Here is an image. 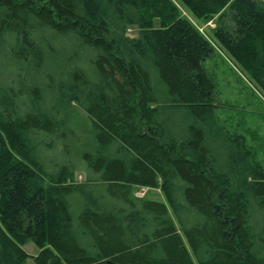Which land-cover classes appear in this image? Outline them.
I'll list each match as a JSON object with an SVG mask.
<instances>
[{"label":"trees","instance_id":"16d2710c","mask_svg":"<svg viewBox=\"0 0 264 264\" xmlns=\"http://www.w3.org/2000/svg\"><path fill=\"white\" fill-rule=\"evenodd\" d=\"M176 1L264 93V0ZM212 52L171 0H0V264H264V164L219 124Z\"/></svg>","mask_w":264,"mask_h":264},{"label":"rangeland","instance_id":"374dc122","mask_svg":"<svg viewBox=\"0 0 264 264\" xmlns=\"http://www.w3.org/2000/svg\"><path fill=\"white\" fill-rule=\"evenodd\" d=\"M171 1L177 7L178 12L187 18L212 44L213 52L204 61L203 66L213 82L217 98L215 113L219 124L231 134L242 135L246 145L254 151L257 162L264 164V93L256 87L235 61L213 41L212 30L213 24L217 25V16L205 21L196 20L176 0ZM136 31V28H127L125 35L134 37ZM71 105L84 114L77 103L71 102ZM75 128L79 135L85 139L89 133V128L82 125ZM49 154L51 153L49 152ZM52 169L53 167H48L49 171ZM74 180L83 182L85 174L76 171ZM132 193L139 199L164 201L159 188L134 187ZM22 248L30 256L26 260V264H33L32 256L36 254L37 248L31 242Z\"/></svg>","mask_w":264,"mask_h":264},{"label":"bare ground","instance_id":"6f19581e","mask_svg":"<svg viewBox=\"0 0 264 264\" xmlns=\"http://www.w3.org/2000/svg\"><path fill=\"white\" fill-rule=\"evenodd\" d=\"M87 126V125H86ZM87 127H89V126H87ZM236 134V133H235ZM256 149V148H255ZM71 175V174H70ZM70 178V177H69ZM73 181V180H72ZM76 185V184H75ZM156 188V187H155ZM134 191H136V190H134ZM152 192V191H151ZM36 251V250H35Z\"/></svg>","mask_w":264,"mask_h":264},{"label":"built area","instance_id":"2783aa9c","mask_svg":"<svg viewBox=\"0 0 264 264\" xmlns=\"http://www.w3.org/2000/svg\"><path fill=\"white\" fill-rule=\"evenodd\" d=\"M214 26V25H213Z\"/></svg>","mask_w":264,"mask_h":264}]
</instances>
